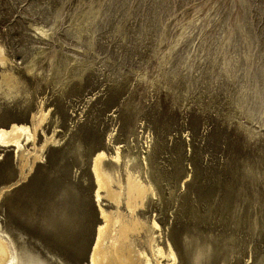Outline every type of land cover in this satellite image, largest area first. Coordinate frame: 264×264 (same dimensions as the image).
Wrapping results in <instances>:
<instances>
[{"label":"rangeland","instance_id":"374dc122","mask_svg":"<svg viewBox=\"0 0 264 264\" xmlns=\"http://www.w3.org/2000/svg\"><path fill=\"white\" fill-rule=\"evenodd\" d=\"M0 48L17 84L0 127L34 132L0 146L16 264H89L100 206L147 254L149 229L162 264L170 247L175 264H264V0H0Z\"/></svg>","mask_w":264,"mask_h":264},{"label":"bare ground","instance_id":"6f19581e","mask_svg":"<svg viewBox=\"0 0 264 264\" xmlns=\"http://www.w3.org/2000/svg\"><path fill=\"white\" fill-rule=\"evenodd\" d=\"M0 50H1V48H0ZM3 60H4L3 57H0V62L1 63H3ZM2 66H4V65H2ZM16 85L17 84H16V80H15V76L14 75H12V74H6V73H3L2 74V78L0 80V90H2L3 86H5L7 88V90L4 92L5 95H8V96L9 95H12V94H10L11 93L10 91L13 90L16 87ZM40 115H41V113H40ZM45 115H44V117H45ZM44 117L42 116V118H44ZM33 133L31 131L30 127L28 125H25V124L12 123L8 127H0V146H8V145H11V146H14L15 149L18 148V150H19V149L22 148V146H24V145H22V142H23L22 141V137H24L26 139V141H27L28 139L34 137L33 136L34 135ZM45 139H46V137H45ZM48 139H50V138H48ZM34 140H35V138H34ZM46 140H45V142H46ZM33 143H34V141H33ZM35 148H36V146H35ZM42 148H44V147H42ZM24 151L26 152L27 150H24ZM25 152H23V153H25ZM28 152L29 151H27V153ZM30 153H31V151H30ZM26 156H27V154H26ZM103 156H104L103 152L100 153V154H98V155H95L94 157H96V159L93 160L94 161V163H93L94 166H92L93 167V170H94V173H95V176L94 177H96V181L98 183V187L101 188V189H98L97 186H96V188L98 190H102L104 188L109 187V185H111L110 183L112 181L111 174L105 172L102 169V167H101V159L103 158ZM30 158H32V157H30ZM103 159H105V158H103ZM38 160H39V157H38ZM117 160H119V159H117ZM115 161H116V158H115ZM25 163H26V161H25ZM128 177H129V175H128ZM130 177H131V175H130ZM118 179H119V177H118ZM118 184H120V183H118ZM116 187H117V185H116ZM117 188H120L121 189V187H117ZM144 188L145 187L143 186V184H141L139 181H137V179L129 178L128 187H127V190L125 191L126 193H124V195L126 194V196L128 197L129 201H130V199H133V198H135V200H137L138 197H140V196L143 197V195H145V192L147 194V190H145ZM105 191H106V189H105ZM107 191H109V190H107ZM120 191H122V190H120ZM120 191H117V192H120ZM148 191H149V188H148ZM95 192H96V194H95L96 195V198H99L100 196L103 195V194L100 195L99 191H95ZM118 194H120V193H118ZM140 202H142V201H140ZM134 203H135V201H134ZM134 203H133V205H134ZM129 204H127L128 206L126 205L127 208L129 207ZM99 208L100 209H98V210H100L99 212H101V215H102V216L101 215L100 216L104 218V221H103V218H101L102 221H103V225L98 226V230H97V233H96V236L97 237H96V239L94 241L95 242L94 243L95 245L93 244V246H92L93 247V250H92L91 255H90V263L89 264H162L157 259V256H159V255L162 256L164 254V252L161 249L163 247L160 246L161 247L160 248L159 246H157L155 244H152L154 242V236H153L154 234L152 232H150L149 229H148V236H147L148 238H147V241L146 242H147V244L149 246L150 254H147L145 252V250H143V249L136 248V250H135L133 248V246H134L133 243H128L126 241V237H128L127 235L130 234L129 232L136 231V224L135 223H133V222L128 223L127 221H125L126 219H124V220L120 219L121 217L120 218H115L116 221H114V222L119 223V225L117 227V230L115 231V234L112 235L111 234L112 233L111 232L112 229H110V226L112 224V222H111L112 217L110 219L111 214L109 216L108 215L109 212L108 213L105 212L106 209L104 210L101 206ZM132 208L134 210V207H132ZM132 211H131V213H132ZM116 213H117V211H116ZM134 217H133V220H134ZM112 221H113V219H112ZM140 222L141 221H138L137 222V225ZM154 223L155 222H153V224ZM142 224H143V226H141V228L146 225V224L144 225V223H142ZM154 225H156V223ZM154 225H152V226H154ZM156 226H158V225H156ZM115 228H116V226H115ZM156 228L158 229V227H156ZM138 233L136 232V234H138ZM168 250H169V253L167 254V256L170 257L171 260L168 261V262H166V264H175V260H176V256L177 255L174 252V250L172 249V247H170V249H168ZM129 252H133L134 255L130 256L129 255ZM162 257H164V255ZM16 262H18V257H17L16 252L14 253L13 250L11 249V246L5 240V238L3 239L2 236H0V264H16Z\"/></svg>","mask_w":264,"mask_h":264}]
</instances>
